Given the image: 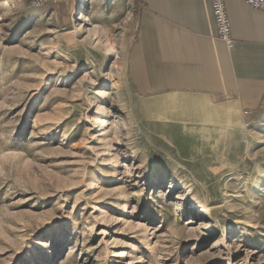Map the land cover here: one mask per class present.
Masks as SVG:
<instances>
[{"label":"rangeland","instance_id":"obj_1","mask_svg":"<svg viewBox=\"0 0 264 264\" xmlns=\"http://www.w3.org/2000/svg\"><path fill=\"white\" fill-rule=\"evenodd\" d=\"M81 4L0 0V264H264V109L144 117L133 4Z\"/></svg>","mask_w":264,"mask_h":264},{"label":"crops","instance_id":"obj_2","mask_svg":"<svg viewBox=\"0 0 264 264\" xmlns=\"http://www.w3.org/2000/svg\"><path fill=\"white\" fill-rule=\"evenodd\" d=\"M129 1L138 25L128 73L146 102L144 117L223 129L236 111L251 118L262 113L263 10L225 0L235 39L230 47L218 36L211 0Z\"/></svg>","mask_w":264,"mask_h":264},{"label":"built area","instance_id":"obj_3","mask_svg":"<svg viewBox=\"0 0 264 264\" xmlns=\"http://www.w3.org/2000/svg\"><path fill=\"white\" fill-rule=\"evenodd\" d=\"M250 6L264 11V0H244ZM213 13L215 16L218 36L228 46L232 47L235 39L232 35V25L228 16L225 0H211Z\"/></svg>","mask_w":264,"mask_h":264},{"label":"bare ground","instance_id":"obj_4","mask_svg":"<svg viewBox=\"0 0 264 264\" xmlns=\"http://www.w3.org/2000/svg\"><path fill=\"white\" fill-rule=\"evenodd\" d=\"M82 3H83V4H81V5L79 6L80 9H81V8H84V7L87 5L88 0H82Z\"/></svg>","mask_w":264,"mask_h":264}]
</instances>
